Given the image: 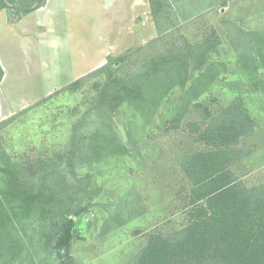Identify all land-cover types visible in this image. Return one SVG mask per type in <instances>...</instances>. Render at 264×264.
<instances>
[{"label":"rangeland","instance_id":"obj_1","mask_svg":"<svg viewBox=\"0 0 264 264\" xmlns=\"http://www.w3.org/2000/svg\"><path fill=\"white\" fill-rule=\"evenodd\" d=\"M5 3L6 17L14 25L9 31L0 19V123L19 116L2 131L6 147L14 155H35L43 149L64 147L75 119L71 110L89 96L90 84L74 94H55L105 65L108 57L118 58L158 37L148 7L125 9L117 15V8L98 12L99 8L92 6L98 14H92L84 31L82 24L77 23L67 36L60 34L57 38L37 36L31 17L19 23L33 3ZM173 4L181 11L199 6L192 18L181 19L182 35L199 41L212 31L217 33L222 43L212 61L225 66L208 88L201 90L196 73L185 86H172L154 110L124 103L112 114L128 153L77 167L79 176H89L90 200L83 202L87 209L74 218L76 232L71 256L75 264H133L151 236L170 235L185 227L190 187L178 159L209 147L198 140L196 133L202 115L216 116L234 101L247 109L255 121V134L242 141L241 147L251 150V154L241 161L236 172L250 183L264 179V97L255 87L261 70L254 72L238 64L229 39L237 28L244 32L264 30V0H226L224 6L221 0H179ZM143 10L149 11L147 22L142 21ZM135 14L141 18L134 22L131 20ZM126 27L131 28V33ZM99 32L107 33L109 45L117 47L118 42L121 48H131L103 57L105 62L96 66L107 47L98 40ZM87 33L91 38H87ZM74 38L81 44L90 40L91 45L85 50L84 65L71 73L70 54L73 46H78ZM149 51L141 53L146 55ZM72 59L77 61L74 55ZM191 92L196 96L192 97ZM195 104L201 106L196 108ZM82 108H78L79 114ZM34 230L27 227L20 231L23 243L35 254L37 264H55V255L45 253L40 246L44 233Z\"/></svg>","mask_w":264,"mask_h":264},{"label":"trees","instance_id":"obj_2","mask_svg":"<svg viewBox=\"0 0 264 264\" xmlns=\"http://www.w3.org/2000/svg\"><path fill=\"white\" fill-rule=\"evenodd\" d=\"M178 1L148 0L158 37L118 58L108 57L105 65L55 94H74L90 84L89 96L71 110L75 119L64 147L14 155L2 131L19 116L0 123V264H37L21 239L20 231L27 227L44 233L40 246L55 255V264H75L74 218L90 200L89 176H79L77 167L128 153L112 114L124 103L154 110L172 86H185L196 73L201 90L220 76L225 65L212 57L221 38L214 31L199 41L182 35L181 19L192 18L199 6L181 11L173 4ZM225 2L221 0V6ZM5 7L0 0V9ZM229 37L238 64L261 70L255 87L264 97V30L237 28ZM143 50L149 52L143 55ZM2 75L0 68V81ZM197 126L198 140L209 147L178 159L190 187L187 224L170 235L151 236L133 264H264V179L250 183L236 172L251 154L241 143L254 136L255 121L234 101L216 116L202 115Z\"/></svg>","mask_w":264,"mask_h":264},{"label":"crops","instance_id":"obj_3","mask_svg":"<svg viewBox=\"0 0 264 264\" xmlns=\"http://www.w3.org/2000/svg\"><path fill=\"white\" fill-rule=\"evenodd\" d=\"M31 2V1H30ZM35 2V4H34ZM31 11H29L28 14L24 15L22 18H20L19 23H22L27 21L30 17L32 18V23L34 24L33 31L36 33L37 36H40L42 34L46 36H55L57 38H60L61 35L67 36L70 31L72 30V25L74 24H82L83 31H84V25L88 24L90 22V18L94 13L97 15L98 12L106 11V9H115L117 8L118 11L116 12L117 15L122 14V12L125 11V9H130L131 11L135 9L136 7H148L149 4L148 0H44V3L41 4V6L37 5V0H33ZM97 7L99 8L98 12L95 10H92L91 8ZM145 10V9H144ZM142 13H144L146 10ZM150 11V9H149ZM147 11L142 15V17L145 16V19L143 18V22H147L146 15L149 12ZM107 12V11H106ZM102 15V14H101ZM141 18L140 14H135L132 17L131 21H137L138 18ZM0 19H1V25L8 29L9 31L12 30V23L8 21V18L6 17V10L3 8V10H0ZM75 26V25H74ZM127 30L131 33V28L126 27ZM14 30V29H13ZM88 34V33H87ZM104 34V33H102ZM85 38V37H84ZM88 39L91 38V34H88ZM75 39V38H74ZM108 37L107 33L106 35H100V32L98 33V40H100V43L103 45L105 44V50L102 51L101 57H99V63L96 64V66L102 65L105 60L102 58L108 56V55H114L119 54L128 49L121 48L116 43L117 47L114 46V44H108ZM76 40V39H75ZM78 43V46H73V53L70 54L71 56V73L72 71H75L81 67V65H84L86 51L89 50L90 40H88L87 44L83 41L82 44L76 40ZM92 42V41H91ZM115 42V41H114ZM77 57V61L73 62L72 56ZM83 70H85L83 68Z\"/></svg>","mask_w":264,"mask_h":264}]
</instances>
